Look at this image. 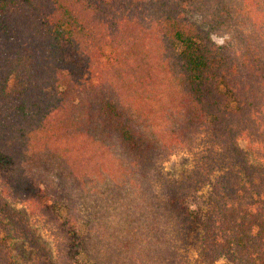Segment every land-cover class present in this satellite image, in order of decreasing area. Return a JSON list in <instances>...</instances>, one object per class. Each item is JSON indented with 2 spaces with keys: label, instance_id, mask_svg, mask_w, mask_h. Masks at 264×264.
<instances>
[{
  "label": "trees",
  "instance_id": "1",
  "mask_svg": "<svg viewBox=\"0 0 264 264\" xmlns=\"http://www.w3.org/2000/svg\"><path fill=\"white\" fill-rule=\"evenodd\" d=\"M17 240L264 264V0H0V264Z\"/></svg>",
  "mask_w": 264,
  "mask_h": 264
},
{
  "label": "rangeland",
  "instance_id": "2",
  "mask_svg": "<svg viewBox=\"0 0 264 264\" xmlns=\"http://www.w3.org/2000/svg\"><path fill=\"white\" fill-rule=\"evenodd\" d=\"M214 40L218 44H223L224 39L218 36H214ZM17 89V80L13 76L8 84V92H13ZM191 163V156L187 153H178L174 155L167 163L166 169L172 175H177L182 170L188 168ZM19 209H24L22 206H19ZM40 237L42 241L47 245V247L53 251L54 243L52 238L47 232L38 227ZM15 257L18 264H32L34 261V252L27 247V245L20 240H17L13 244ZM216 264H227L223 259L219 260Z\"/></svg>",
  "mask_w": 264,
  "mask_h": 264
}]
</instances>
